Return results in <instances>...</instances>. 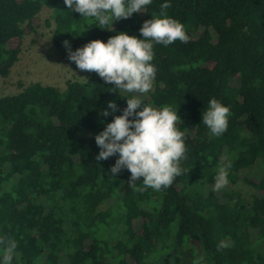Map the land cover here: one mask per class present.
Returning <instances> with one entry per match:
<instances>
[{
  "label": "trees",
  "instance_id": "16d2710c",
  "mask_svg": "<svg viewBox=\"0 0 264 264\" xmlns=\"http://www.w3.org/2000/svg\"><path fill=\"white\" fill-rule=\"evenodd\" d=\"M162 2L111 31L63 0H0V77L19 61L44 7L51 41L67 58L65 40L74 51L121 31L140 38ZM165 11L189 40L154 45L156 77L142 99L178 109L184 171L159 191H132L127 169L110 176L117 156L96 160L93 136L133 94L94 71L64 90L33 83L0 96V235L17 241L12 264H264V0H170ZM210 97L229 107L218 137L201 123ZM109 101L117 111L101 117ZM225 158L229 184L213 191ZM239 181L253 188L251 199L234 190Z\"/></svg>",
  "mask_w": 264,
  "mask_h": 264
},
{
  "label": "clouds",
  "instance_id": "9594fccd",
  "mask_svg": "<svg viewBox=\"0 0 264 264\" xmlns=\"http://www.w3.org/2000/svg\"><path fill=\"white\" fill-rule=\"evenodd\" d=\"M153 0H63L70 12L80 18H94L100 26L127 19L133 13L143 12ZM160 13L142 22L138 32L140 38L126 32H116L106 41L94 39L82 47L71 50L69 42H63L68 59L79 70L94 71L112 88L123 90L130 95L124 99L126 107L120 115H113L111 122L93 138L99 151L96 160H104L116 155L110 167V176L121 169L130 172L128 186L132 191L143 192L146 188L159 191L169 187L174 179L184 171L182 162L186 159V135L177 127L181 122L178 109L171 105L154 107L145 103L142 95L153 88L157 68L151 63L154 45L168 46L174 41L187 43L189 35L179 20L167 15L170 0L160 3ZM106 30L104 28H100ZM110 31V30H108ZM117 111L114 101L100 110L101 117ZM229 107L215 97H210L201 111V123L210 137L222 135L228 127ZM185 130H188L185 127ZM189 131V130H188ZM232 161L225 158L218 165L213 177V191H219L229 184V169ZM138 178H142L137 183ZM19 258L17 241L0 235V264H12ZM200 264V258L194 261Z\"/></svg>",
  "mask_w": 264,
  "mask_h": 264
},
{
  "label": "rangeland",
  "instance_id": "374dc122",
  "mask_svg": "<svg viewBox=\"0 0 264 264\" xmlns=\"http://www.w3.org/2000/svg\"><path fill=\"white\" fill-rule=\"evenodd\" d=\"M51 13V9L44 7L35 21L37 31L24 37L19 61L7 78L0 77V96L15 95L23 87L33 83L51 85L64 90L67 82H82L88 76L90 71L77 69L75 63L68 60L52 43L54 24L50 20ZM48 20L52 25H47ZM233 188L248 199L254 194L253 188L242 181Z\"/></svg>",
  "mask_w": 264,
  "mask_h": 264
}]
</instances>
